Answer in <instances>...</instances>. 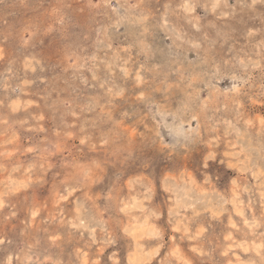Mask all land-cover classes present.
<instances>
[{
	"label": "rangeland",
	"instance_id": "1",
	"mask_svg": "<svg viewBox=\"0 0 264 264\" xmlns=\"http://www.w3.org/2000/svg\"><path fill=\"white\" fill-rule=\"evenodd\" d=\"M0 264H264V0H0Z\"/></svg>",
	"mask_w": 264,
	"mask_h": 264
}]
</instances>
